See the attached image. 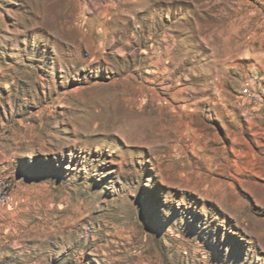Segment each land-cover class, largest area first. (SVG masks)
<instances>
[{
    "label": "rangeland",
    "instance_id": "obj_1",
    "mask_svg": "<svg viewBox=\"0 0 264 264\" xmlns=\"http://www.w3.org/2000/svg\"><path fill=\"white\" fill-rule=\"evenodd\" d=\"M0 180V264H264V0H0Z\"/></svg>",
    "mask_w": 264,
    "mask_h": 264
},
{
    "label": "built area",
    "instance_id": "obj_2",
    "mask_svg": "<svg viewBox=\"0 0 264 264\" xmlns=\"http://www.w3.org/2000/svg\"><path fill=\"white\" fill-rule=\"evenodd\" d=\"M12 190V182H0V195L1 202L0 207H4L6 205V196L11 193Z\"/></svg>",
    "mask_w": 264,
    "mask_h": 264
},
{
    "label": "bare ground",
    "instance_id": "obj_3",
    "mask_svg": "<svg viewBox=\"0 0 264 264\" xmlns=\"http://www.w3.org/2000/svg\"><path fill=\"white\" fill-rule=\"evenodd\" d=\"M0 182H7V180H0ZM0 199H1V195H0Z\"/></svg>",
    "mask_w": 264,
    "mask_h": 264
}]
</instances>
